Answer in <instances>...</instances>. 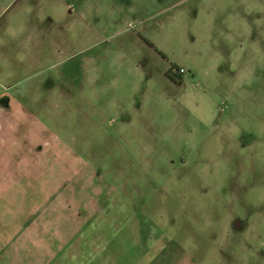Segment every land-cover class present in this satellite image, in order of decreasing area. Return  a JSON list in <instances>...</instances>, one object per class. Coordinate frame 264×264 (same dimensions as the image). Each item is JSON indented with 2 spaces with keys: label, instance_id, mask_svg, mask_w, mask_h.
Instances as JSON below:
<instances>
[{
  "label": "rangeland",
  "instance_id": "374dc122",
  "mask_svg": "<svg viewBox=\"0 0 264 264\" xmlns=\"http://www.w3.org/2000/svg\"><path fill=\"white\" fill-rule=\"evenodd\" d=\"M58 171L83 199L115 202L126 251L142 231L163 264H264V0L13 1L0 17V264H26L53 215L33 191Z\"/></svg>",
  "mask_w": 264,
  "mask_h": 264
},
{
  "label": "crops",
  "instance_id": "0c3cea01",
  "mask_svg": "<svg viewBox=\"0 0 264 264\" xmlns=\"http://www.w3.org/2000/svg\"><path fill=\"white\" fill-rule=\"evenodd\" d=\"M13 1L15 0L1 3L0 0V17L6 13ZM43 31L41 28V38L44 36ZM29 175L28 171L24 173L28 181ZM39 175L42 187L33 192L36 196L40 193L42 202L52 210L53 215L44 219L38 236L27 240L26 264H141L150 252L153 255L148 263L163 264L162 251L146 248L145 240L148 237L145 238L142 231L133 238L139 248L126 251L118 245L117 242L121 240L120 234L115 233L113 225L119 219L117 216L113 217L110 210L114 201L92 198L98 196L97 189H94L93 194L88 198L83 199V196L78 194L82 187L67 183L65 171L53 173L56 183L52 184V187L48 184V179L42 180L41 176L44 174ZM4 177L10 180L9 189L17 186L19 178L17 179L16 169L10 167ZM64 193L70 194L67 196ZM99 210L105 213L99 215ZM161 238L150 237L149 239H154V244H151L150 248H155ZM130 256L134 257L129 259ZM119 257H127V259L119 260Z\"/></svg>",
  "mask_w": 264,
  "mask_h": 264
},
{
  "label": "trees",
  "instance_id": "16d2710c",
  "mask_svg": "<svg viewBox=\"0 0 264 264\" xmlns=\"http://www.w3.org/2000/svg\"><path fill=\"white\" fill-rule=\"evenodd\" d=\"M179 69L180 68H175L173 66H171V68L169 69L168 73L166 74V77L173 81V82H177V83H181V79L178 78L177 80H175V78H177L180 74H179ZM174 71L176 72V74L174 73Z\"/></svg>",
  "mask_w": 264,
  "mask_h": 264
},
{
  "label": "built area",
  "instance_id": "2783aa9c",
  "mask_svg": "<svg viewBox=\"0 0 264 264\" xmlns=\"http://www.w3.org/2000/svg\"><path fill=\"white\" fill-rule=\"evenodd\" d=\"M184 73V70L183 69H179V74H182Z\"/></svg>",
  "mask_w": 264,
  "mask_h": 264
}]
</instances>
